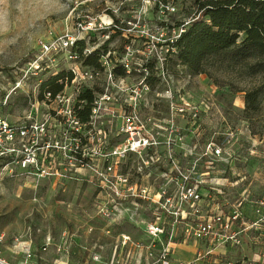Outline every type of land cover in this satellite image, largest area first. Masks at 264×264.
Here are the masks:
<instances>
[{"label": "rangeland", "instance_id": "obj_1", "mask_svg": "<svg viewBox=\"0 0 264 264\" xmlns=\"http://www.w3.org/2000/svg\"><path fill=\"white\" fill-rule=\"evenodd\" d=\"M193 21L208 22L194 0H0V116L20 123L39 102L35 118L41 119L47 108L42 84L56 71L67 73L69 68L62 56H56L58 70L36 72L33 62L46 59L41 54L43 42L78 34L85 45L98 48L99 58L111 53L113 61L129 47L133 70L124 77L130 86L148 84L149 90L139 91L154 106L161 140L184 144L172 151L180 171L196 165L212 205H238L237 200L244 199L242 207H250L253 192L264 189V97L257 112H246L245 93L261 79L247 76L242 68L212 67L208 74H190L170 50ZM87 27L92 29L82 31ZM62 82L67 93L74 92L68 79ZM103 82L104 76L98 84ZM171 126H178L179 132L171 134ZM167 153V148L161 149L164 169L171 163ZM88 180L71 172L65 179L33 177L19 169L13 175L0 174L4 235L0 259L10 264H52L60 257L64 264H94L98 254L107 264L122 234L145 237V204H139L133 222L110 227L95 207V187ZM66 236L70 252L57 255L55 247L64 244ZM46 237L52 246L44 253ZM16 238L30 242L31 257L15 248Z\"/></svg>", "mask_w": 264, "mask_h": 264}, {"label": "built area", "instance_id": "obj_2", "mask_svg": "<svg viewBox=\"0 0 264 264\" xmlns=\"http://www.w3.org/2000/svg\"><path fill=\"white\" fill-rule=\"evenodd\" d=\"M86 29L92 28L82 31ZM80 41L85 38L67 33L41 44L46 59L33 62V69L58 70L61 63L54 64V57L62 56L69 63L67 73L73 77L68 83L74 92L45 91L42 103L47 108L40 120L35 118L39 102L20 123L0 116V174L13 175L19 169L33 177L65 179L71 172L89 178L95 187V207L110 227L133 222L139 204H145V237L122 234L107 264H264V189L253 192L247 208L242 207L244 199H238V205H212L211 192L201 188L204 176L195 173L196 165L180 171L175 162L173 148L184 144L161 140L154 106L139 91L149 90L148 84L127 83L124 75L133 70L131 49L125 47L127 53L114 61L111 53L101 55L99 67H91L85 65V58L98 48L85 42L80 47ZM102 76L104 82L98 84ZM86 93H91V102L82 98ZM170 132L177 134L179 127L171 126ZM164 147L171 161L165 169ZM21 239H15V248L31 257L30 242ZM3 241L0 234V244ZM68 241L66 236L64 244L55 247L57 255L69 254ZM51 246V238L46 237L41 251L47 253ZM182 247L193 248L189 258L178 255ZM102 258L95 254L93 263L102 264ZM0 264L10 263L0 259ZM52 264L64 263L59 257Z\"/></svg>", "mask_w": 264, "mask_h": 264}, {"label": "trees", "instance_id": "obj_3", "mask_svg": "<svg viewBox=\"0 0 264 264\" xmlns=\"http://www.w3.org/2000/svg\"><path fill=\"white\" fill-rule=\"evenodd\" d=\"M194 1L208 22L193 21L172 44L171 53L193 75L208 74L212 67H225L242 68L247 76L260 78L261 83L245 93V111L257 112L264 97V0ZM78 45L83 47L84 42ZM98 60L99 53L94 52L84 63L99 67ZM50 77L42 84L43 94L61 92L62 81H70L73 76L63 71ZM82 98L91 102L92 95L86 93ZM82 116L85 119L84 113Z\"/></svg>", "mask_w": 264, "mask_h": 264}, {"label": "crops", "instance_id": "obj_4", "mask_svg": "<svg viewBox=\"0 0 264 264\" xmlns=\"http://www.w3.org/2000/svg\"><path fill=\"white\" fill-rule=\"evenodd\" d=\"M239 192H241V191H239ZM192 252H193V248L189 247V248H187V251H186V248L182 247L181 250H178V253H179L178 255L180 257L189 258L192 255Z\"/></svg>", "mask_w": 264, "mask_h": 264}, {"label": "flooded vegetation", "instance_id": "obj_5", "mask_svg": "<svg viewBox=\"0 0 264 264\" xmlns=\"http://www.w3.org/2000/svg\"><path fill=\"white\" fill-rule=\"evenodd\" d=\"M246 192H247V191H246ZM240 202L243 203L242 200H241Z\"/></svg>", "mask_w": 264, "mask_h": 264}]
</instances>
